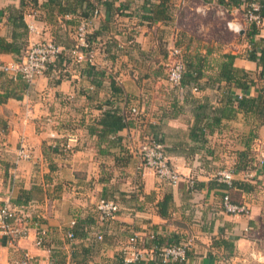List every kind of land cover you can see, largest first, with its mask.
I'll list each match as a JSON object with an SVG mask.
<instances>
[{
	"label": "crops",
	"instance_id": "0c3cea01",
	"mask_svg": "<svg viewBox=\"0 0 264 264\" xmlns=\"http://www.w3.org/2000/svg\"><path fill=\"white\" fill-rule=\"evenodd\" d=\"M99 1L0 0V38L10 45L0 58L11 64L23 47L51 42L65 66L32 85L0 71V207L39 222L13 245L0 231V264L26 255L34 264H121L133 236L141 264H159L156 242L186 245L185 264H264V78L250 58L254 43L264 48V26L252 41L250 0H110L94 16ZM84 20L91 63L71 55ZM173 48L189 66L180 87L168 81ZM226 64L251 84L226 81ZM154 139L177 185L141 167L140 149ZM22 146L32 157L17 162ZM228 170L231 184L218 179ZM226 195L250 214L225 212ZM103 198L119 205L111 222L100 219Z\"/></svg>",
	"mask_w": 264,
	"mask_h": 264
},
{
	"label": "built area",
	"instance_id": "2783aa9c",
	"mask_svg": "<svg viewBox=\"0 0 264 264\" xmlns=\"http://www.w3.org/2000/svg\"><path fill=\"white\" fill-rule=\"evenodd\" d=\"M110 0H100L97 8L94 11V16H98L102 10L103 4ZM186 0H181L183 4ZM261 5L257 0H250L246 3V10L244 13V21L247 25H255L257 28L264 26V18L260 14ZM229 29L239 34L243 27L235 21H227ZM89 23L82 21L79 24L77 31L78 44L71 50V55L77 63L83 61L92 62L94 53L91 50L88 54L80 50L81 48H88V28ZM61 51L60 48L51 42H36L23 47L17 55L16 61L11 64H6L0 58V71L13 75L21 76L27 83L34 84L35 81L44 75L48 70V66L54 63ZM173 61L168 72V81L175 87L182 86L184 76L186 74V66L182 59V50L173 48ZM57 72V71H56ZM58 74V73H57ZM240 97V96H239ZM241 98V97H240ZM239 98V99H240ZM132 113L139 114L138 109L133 108ZM32 154L29 149L22 146L17 151V162L21 160H30ZM141 167L151 169L157 177L164 182L172 185H177L181 181V175L178 170L172 166L170 158L168 157L164 145L157 139L148 141L142 145L140 149ZM234 172L232 170L222 171L218 173L220 181L231 184L233 181ZM195 181H189L190 187H194ZM98 212L100 219L103 222H111L115 220L119 205L116 201L110 199H101L98 203ZM222 208L229 214L249 215L250 209L246 204H238L231 200L226 195L223 199ZM32 221L38 225L39 222L31 217L17 213L15 209L9 204L0 207V231L9 237V244L13 245L19 240L28 237ZM69 237L74 238L73 233H69ZM47 238V231L45 229L38 231L36 244L43 246ZM102 239V235L97 237ZM150 239H155L152 235ZM154 261L159 264H185L187 261V246L184 244H168L160 245L156 242L152 248ZM123 261L129 264H139L146 261L144 253L138 249V240L136 236L130 238L129 245L123 251ZM23 264H34L29 256H25Z\"/></svg>",
	"mask_w": 264,
	"mask_h": 264
},
{
	"label": "trees",
	"instance_id": "16d2710c",
	"mask_svg": "<svg viewBox=\"0 0 264 264\" xmlns=\"http://www.w3.org/2000/svg\"><path fill=\"white\" fill-rule=\"evenodd\" d=\"M100 2V1H99ZM107 3V2H106ZM106 3H104L103 4V6L106 4ZM259 3H260V5H261V10H260V14H261V16L264 18V0H260L259 1ZM85 21H87V20H85ZM88 22V21H87ZM251 26V31H250V33H249V37H250V39L252 40V41H254L253 39H254V37L256 36V34L259 32V28H257L255 25H250ZM4 40L2 39V38H0V50L1 49H9V47H10V45H7V46H4ZM20 50V49H19ZM80 50H82L83 52H86L87 54L92 50L91 48H90V45H89V47L88 48H81ZM20 52V51H19ZM18 52V53H19ZM252 53L250 54V58L252 59V60H255V61H258V63H259V65H260V67H261V77L262 78H264V48H260V49H257V44H255L254 43V46H253V49H252V51H251ZM60 56V55H59ZM229 57V56H228ZM59 58V57H58ZM232 57H230L229 59H231ZM182 59H183V61H184V63H185V60H184V56H183V54H182ZM63 62H64V59H62L61 57H60V59H58L57 61H55L54 63H52V64H50L49 66H48V69L51 67V66H53V69H58V70H62V69H64L65 68V66L63 65ZM185 66H186V74H185V76H184V79H183V81L185 80V78L187 77V75H188V70H189V66H187V64L185 63ZM223 71L224 72H222L223 73V76H224V78H225V80L226 81H229V82H231V81H234V82H236V84L238 85V86H242L243 88H246V87H248V84H251V82L250 81H247V84L245 83V85H244V83L242 84V83H240V81H239V79H238V73L240 72L238 69H236V68H233V66H232V64H226V65H224L223 66ZM194 75V74H193ZM197 76L195 75L194 77H192L190 80L192 81V80H194L195 81V83H196V81H197ZM250 82V83H249ZM196 86H197V84H196ZM239 102H238V104H239V106L241 107V108H243L244 107V103H245V100L242 98V99H240V100H238ZM121 264H129V263H125L124 261H122L121 262ZM139 264H141V263H139Z\"/></svg>",
	"mask_w": 264,
	"mask_h": 264
},
{
	"label": "rangeland",
	"instance_id": "374dc122",
	"mask_svg": "<svg viewBox=\"0 0 264 264\" xmlns=\"http://www.w3.org/2000/svg\"><path fill=\"white\" fill-rule=\"evenodd\" d=\"M199 20L200 19L191 18L192 23H196ZM205 21L208 22V23H211V24H213V23H220V22L222 23L223 22L222 20L216 19L214 17H208ZM224 36L227 37L228 36L227 33H224Z\"/></svg>",
	"mask_w": 264,
	"mask_h": 264
}]
</instances>
